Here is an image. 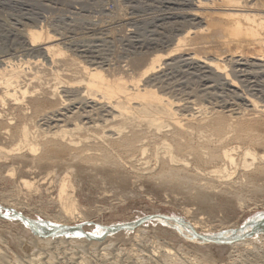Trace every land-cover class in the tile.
Listing matches in <instances>:
<instances>
[{"label": "bare ground", "instance_id": "1", "mask_svg": "<svg viewBox=\"0 0 264 264\" xmlns=\"http://www.w3.org/2000/svg\"><path fill=\"white\" fill-rule=\"evenodd\" d=\"M113 2L115 5V0ZM192 2L188 5L189 10L190 7L191 10H184V13H182L183 17L179 16L182 19L189 18L187 22L190 27H187L189 29L184 33L185 35L182 33L183 36H179L175 43L170 40V45H168L169 43L165 44L168 45L167 47L154 43L149 45L148 48L146 47L145 52L132 53L134 55L130 56L127 68L118 65L114 67L111 64L105 68V65L99 62L89 63L88 65L80 61L79 57L76 58L74 52L72 54L69 53L70 48L66 44V39L63 38L65 33L58 32V29L53 25V18L47 16L39 20L31 18L33 24L23 23L25 36L22 32V34H18V37L23 35L22 37L20 36V40H22L21 45L28 52L25 55L35 54V57L32 56L33 58H31V55H28L30 58L25 60L26 56L24 53L20 55V50H15L16 47L14 49L11 47L17 51L15 53H7L4 49L6 54H0V167L6 168L9 165V170H7L8 168L6 169L9 172L6 173L11 174L5 173L9 177L15 176V165L22 168L23 173H21L20 177L17 176L19 186L27 190L25 192H34V196L42 191L46 194L55 190L52 185L55 179H51L50 183L48 180L47 183L49 184L47 185L49 187H47L46 183V186L40 185L41 182L39 184V180L29 179V173H33V170L36 171V169L38 171L39 169L45 170V172L49 173H46L48 177H44L47 180L49 175L58 171L60 174L55 177L57 196L53 201L58 208L57 215L61 217H58V221L64 219L65 224V222L76 220L79 214L82 216V211L85 210L81 208L75 196V190L77 185L80 187L79 185L88 181L94 185V183L96 184L95 181L98 182L100 180L101 182L97 184H101L100 187L103 186V190L100 189L101 191H109L117 187L119 189L118 192L122 189L121 192L123 191L125 194L131 191V187L136 186L146 187L150 191L158 193L161 191L167 192V189L170 188L175 193L186 195L190 201L197 203L205 211L212 214L221 206V203L217 204L215 201V192L216 188H218L216 187L217 184L215 185L216 181L219 180L220 182V180L223 181L226 178L227 182H230L228 178L234 174L236 175L239 170L242 171V176L246 178L247 183L244 185L242 182L241 184L243 185L240 186V184L237 190H235L234 185L235 192L231 193L230 190L225 192L224 194L228 196L224 200L226 203L229 202L230 204V202L235 201L234 199L239 200L238 198L244 193L247 194L248 192L246 191L250 189H253L252 192L255 193L264 191V187L260 185L264 181V105H261L262 103L256 98V94L251 92V90L253 92L258 91L255 90L259 87L258 82L260 81H258V78L264 76V0H196L194 3ZM3 4L5 5V3ZM15 4L20 7L18 13L21 21L25 20L24 16L26 13L23 14L24 4L19 2ZM182 4L185 3L182 2ZM110 12L112 13L113 11L111 10ZM130 24L133 27L136 21L133 20ZM185 25L187 26V24ZM182 31L184 32V30ZM180 54L182 55L180 62L195 66L196 70L198 69L205 75L204 78L209 77L204 80V86L209 85L205 87L206 89L202 91L192 90L186 95L185 91L177 89L173 85L174 83H169L168 80L164 79L165 75L160 72L173 66L175 63L174 58ZM223 56H226L225 59H223ZM46 64L51 65L50 69L53 70L55 82L53 83L51 80L53 84L50 85L49 83L48 86L31 85L34 79L40 81L41 73L39 70L35 71L33 67ZM230 66L233 71L228 70ZM249 69L260 70L261 73L249 71ZM30 75H33L32 79L27 78ZM26 78L31 81V84H27ZM254 78L256 81L252 80ZM251 80L252 82H249ZM213 82L221 83L225 87L229 96L232 95L231 97L238 103L237 109H234V102L232 104L225 102L226 104L222 108L219 107L220 109L206 106L207 104L205 103L209 99L214 98L209 93V90L211 91L214 86ZM240 83H250L251 85L255 83V85L251 86L252 89L249 91V89H243V85L240 86ZM247 86L245 87L247 88ZM259 91L261 93L262 89ZM184 93L186 95L185 98L188 97L187 99H183ZM211 93L213 95V92ZM208 102L211 104V100ZM214 105L212 104L211 106L214 107ZM231 136L233 137L230 138ZM229 138L241 141H238V143H244L245 148L243 146V149L232 147L233 143L231 145L226 143ZM236 140L234 142H237ZM9 143L11 144L9 145ZM255 147L262 152L259 153L260 151H257ZM239 150L242 151V153L240 152L241 154H239ZM237 154L241 155H238L240 157L239 160L235 157ZM139 163H141V167L138 168L137 164ZM209 169V172H205ZM86 177H88V180ZM14 178L12 179L14 180ZM44 181H42V184ZM14 182L12 184H15ZM224 182L226 183V181ZM51 185L53 190L50 188ZM20 187L18 188L19 191L21 190ZM24 190H22L23 193H25ZM128 190L130 191L128 192ZM255 193L254 195H256ZM51 198L46 200L48 201ZM220 198L222 197L220 196ZM241 200L238 201L239 205H242ZM233 204L237 205L238 203ZM15 205L17 207V204ZM15 205L13 204L12 206L15 208ZM9 206L7 205L8 209ZM13 207L11 208L13 209ZM240 207L242 208V206ZM190 211L192 210L186 209L185 212L189 215ZM18 214L15 212L14 215L17 216ZM196 217L192 218V221ZM14 220L16 219L11 222H15ZM54 220L52 219V221ZM197 220L199 221L190 222L193 224V226H190L193 227L192 231L194 232L202 229L201 227L203 226H201L204 222L203 219L197 218ZM62 221L60 222L62 223ZM181 221L183 220L181 219ZM54 222L55 224L57 223L56 220ZM71 222L70 224H72ZM21 223L23 225L24 223L29 224L31 231L37 230L33 222L21 218ZM64 224H62V227ZM182 224L184 223L181 222L180 225ZM178 225H176V229H178ZM38 226L40 227V225ZM51 226L50 228L49 226L38 227L39 230L43 231L39 233L50 235L58 232L56 231L57 228L52 230ZM204 226L206 227V224ZM77 227H79L77 229L79 231L80 225ZM126 227L124 228L125 230ZM185 227L188 228V226ZM71 230H68L70 234L72 233ZM104 230L107 229H103V232ZM115 231L112 233H117ZM142 232L143 229L142 231L138 230L133 237L138 238ZM240 234L238 233V237L235 236L236 240L242 239ZM63 235L66 236L67 234L64 232ZM227 235L225 234L226 237ZM245 236L248 235L245 234ZM69 237L71 236L69 235ZM220 237L222 236H219L218 239ZM56 238L58 239V237ZM205 239L203 240L204 242ZM58 240L60 241V239ZM107 241L109 242V240ZM241 242V244H235L236 246L232 248L242 249L243 251V249H248V246L252 244L250 240L246 243ZM99 246L102 247L100 244ZM156 248H158L157 245ZM163 251L165 258V261H163L165 264H170L174 252L167 247ZM101 254H99L100 257ZM206 258H208V255L205 256ZM2 260L3 257L0 255V262ZM39 261V258H36L33 260V264H37ZM46 261L48 262H45V264H50L49 260Z\"/></svg>", "mask_w": 264, "mask_h": 264}, {"label": "rangeland", "instance_id": "2", "mask_svg": "<svg viewBox=\"0 0 264 264\" xmlns=\"http://www.w3.org/2000/svg\"><path fill=\"white\" fill-rule=\"evenodd\" d=\"M1 1H0V4L2 5H0V47H1L0 52H1V49L5 46L2 52L0 53L1 55L2 54L4 55V53L6 54V51L7 53L17 52L15 50H18V51L20 50L19 51L20 55H22L23 53L24 55L25 53H28L25 50L26 48H24V46L21 45L22 40H20L21 37L25 34L23 33L25 32V27L23 26V23H27L31 25L33 24L31 21V18L32 19L35 18L39 20V19H42L44 16H47V17L53 18L52 19L54 20L53 25L55 26L56 29H58V32L62 34L65 33L64 34L65 36L63 38L66 39L65 40L66 44L70 48L71 52L69 51V53L72 54L74 52L76 54V58L79 57L78 59H80V61H83L84 63H87L88 65L89 63L99 62V63H102V65H105V68L107 67V65H110V64L114 65V67L118 65L120 67L122 66V67L127 68L128 61H130V58L135 53L145 52L146 47L148 48L149 45L154 44V43L156 44L159 43L161 44V46H164L165 44H168V43H169L168 45H170L171 44L170 40H172L175 43V40L179 36H181L182 33L183 34L186 33V31H188L189 29L187 28L189 26L187 22L189 21V18L182 19L179 16L183 17L182 13H184L183 12L184 10L190 11L191 7L189 10L188 5L192 1H193L192 3H194L196 0H187V1L186 0H115L116 2L115 5H114L113 0H66V1L65 0H23V1L22 0H1ZM16 2L24 4L23 14L25 13L30 14V16H28L29 14L28 15L25 14L24 19L26 21L22 20L24 22H22L21 18L19 17L18 12L20 11V7L17 6V4H15ZM182 2L185 4H182ZM3 3H5V5ZM118 8H119V11H118ZM111 10L113 11L112 13L110 12ZM117 14H120V15H117ZM110 15L111 17H109ZM113 15L115 16L113 17ZM26 16H28L29 18ZM121 18H123L122 19L123 21L124 20L126 21L123 22ZM119 20H120V23H119ZM133 20L136 21V24L135 26L132 27L130 26L132 25L130 23ZM137 21L139 22L138 23L139 25L137 24ZM143 24H145L146 26ZM185 24H187V26ZM176 29L178 30V32ZM182 30H184V32ZM21 32L23 33V35L22 36L19 35V37L21 36L19 38L18 34L19 33L22 34ZM168 45H165V47H167ZM11 47L13 49L15 47L16 48L15 50H13ZM18 48H22V49H18ZM4 49L6 51H4ZM28 55H31V54H26L25 55L26 57L24 58L25 60H27L30 57L33 58L32 56L35 57V54L31 55L30 57ZM181 56L182 55L180 54L176 56L177 58L176 57L174 58L175 63L174 65L172 64L173 66L168 67L169 69L165 68L164 70L160 72L163 75H165L164 79H166V81L168 80L169 83H172V84L174 83L173 85H175L177 89H180L183 92L185 91L186 95L190 93L192 90L202 91L206 89L205 87L209 85L204 86V80L208 79L209 77L204 78L205 75H203L202 72L199 71L198 69L196 70L194 68L195 66H189L186 63L185 65L184 63L180 62V60H182L180 59ZM223 57L222 58L225 59L226 56H223ZM177 59L179 63L178 61H176ZM36 66L33 68L35 69V71L39 70L41 72L40 73L41 82L39 80L34 79V81H32V84H31V81L30 80L28 81V79H32L33 75L32 76L30 75L31 78L28 76H27L28 79L26 78L27 79L26 81H28L27 84H31L35 86L36 85L38 86L47 85L48 86L49 83L51 85L55 82L54 76H53V70L50 69L51 65L46 64L44 66L43 65H40L39 67L38 65ZM232 69L233 68L231 66L230 68L228 67V70L231 71ZM249 71H257L258 73H261L260 70L249 69ZM263 77L261 76L260 78H258L259 80L257 79L258 81L260 82L262 81L261 83H263L261 84L260 82L257 81L259 83V87H258L259 89L258 88L257 89L254 88V89L258 91L253 92V90H251L252 89L251 86L255 85V83H253L252 85L250 83H246V84L240 83L241 84L240 86L243 85L242 86L243 89H246V90L249 89V91L251 90L252 94H256L255 96L257 99H259V101H261L262 103L261 105H264L263 103L264 102V78ZM254 79L252 80L256 81V79L255 80ZM51 80L53 81V83ZM252 80L249 82H252ZM213 83H214V86L211 89V91L209 90V93L211 94V97L212 98L214 97V98L209 99L208 101L211 100V104H209L210 102L207 101L205 103L207 104L206 106L220 109L219 107L222 108V106H224L226 103L232 104L234 102L233 103L234 109L235 108L237 109L238 103H236L234 98L231 97L232 95L229 96V93L225 89V87H223L221 83H217V82L216 83L213 82ZM213 83L211 84L213 85ZM245 86H247V88ZM261 89L262 91L260 93L259 90ZM211 92H213L214 96L212 95ZM185 93H184L183 99L188 98V97L185 98L186 97ZM222 103L223 105H221ZM212 104H215L216 107L215 105L214 107L211 106ZM207 115L211 116L210 114H207ZM207 115L205 116L207 117ZM232 137L233 136H231L230 138ZM230 138L227 139L226 143L230 145L233 143V145H231L232 147H238V148L240 147L242 149L243 147L245 148L244 143H238L239 140L237 141L236 139L233 140ZM235 140L237 142H234ZM11 142L13 143L14 141H11ZM10 144L11 143H9V145ZM255 149L257 151H260L259 153L262 152L256 147ZM240 152L242 153V151L239 150V154H241ZM239 154H237V156L235 155L236 159L238 160L240 159L239 156H241ZM141 163L137 164L138 168L141 167L140 165ZM11 167L10 169H12ZM1 168L2 167H0V170ZM3 168L0 171V255H2L3 257V260L0 262V264H30L31 262H32L31 264H33V260L36 258H39L40 260L39 263L37 264H45V262H48L46 260H49L50 264H77V263H80V264H105V263L106 264H165L163 250L166 247L171 249L172 252H174L175 254V255L173 254L170 260L171 261L170 264H191V263L192 264H264V227H263L264 226V191L262 193H255V192H252L253 189H250L251 191L247 190L246 192H248L249 194L244 193V195L241 196L243 199L241 197L238 198L239 200L242 199L241 200L242 205H239V202H238L239 200H236V199L234 200L238 203L237 205L233 204V203H236L235 201L230 202V204L229 202L226 203V201H224L226 198H228L227 194H224L225 192H228L229 190L231 193L233 191L235 192V190H237L240 186H242L243 184L245 185L247 183L246 178L242 176L241 170H239V172L241 171V173L237 171L236 175L234 174L232 177L228 178V181L230 180V182H227L226 178H224L223 181L220 180V182L219 180L216 181L215 185L217 184L216 187L218 188H216V192L214 191L216 193V194L214 193L216 195L215 201L217 204L221 203L222 207L220 206V208L213 214L208 211H205L203 207H201L197 203L190 201V199L186 197V195L175 193L173 189H170V188L167 189V192L161 191L158 193V192L150 191V189L146 187L136 186L138 188L131 187L132 192L128 190V192L129 191L130 192L125 194L123 191L121 192L122 189H120V191L118 192L119 189L116 187V185H115L116 188L112 189L113 191L112 190L101 191L100 189L103 190V186L100 187L101 184H97L101 182L100 180H98V182L95 181L96 182V184L94 183L95 187L93 183L90 181L88 182L90 184L92 183L91 185L88 182L87 183L84 182V184L79 185L80 187H78V185L76 186L75 196L81 208L82 209L84 208L83 210L85 211H82V214H81L82 216H80V214L77 215L76 220L78 221L76 220H73V222L70 221L72 224L68 222L69 223L68 225V223L66 222L64 224V221H65L64 219H60V221L63 220L62 223L58 221L59 220L58 217L59 218L61 217L57 215L58 208L55 202L53 203V201L56 199V196H57V191H56L57 183H55L56 181L55 177L59 176L60 173L58 171L53 172L51 175H49L50 179L47 178V180L45 178L46 176L48 177V175H46L47 172H45V170L39 169L38 171V169H36V171L33 170V173L32 172L29 173V179H34L36 181L39 180V184L41 182L40 185H45V183L47 185L50 183L51 179H55L54 184L52 183L55 190H53V187L51 185L50 188H52L53 191H49L50 193L44 194L45 192L42 191L40 194L37 193L36 196H34L35 195L34 192L32 193L25 192L27 190H24L19 186L17 176L20 177L21 173H23L22 168H19L18 166L16 167L15 165V168H16V171L14 174L15 176H11V177H9L11 173H6V172H9V171H6L7 168H8L7 170H9V165L8 167L4 169ZM127 170H130V169H127ZM209 171L210 169L206 170L205 172H209ZM5 173L9 175H6ZM12 178H14V180ZM86 178L88 180V177ZM43 180H45L46 182L44 181V183L42 184ZM47 181L49 183H47ZM221 181L222 182L226 181V183L224 182L225 183L224 184ZM13 182L15 184H12ZM242 182L243 184H241ZM16 183L18 184L17 186H16ZM228 183H231V184H228ZM222 184L225 185L226 187L223 186ZM218 185H221V186H218ZM234 185L236 189L234 188ZM260 185L264 187V181L261 182ZM19 187L21 189L20 190L21 192L18 189ZM47 187H49V185H47ZM229 187L230 188L233 187V188L230 189ZM22 190H24L25 193H23ZM110 191L112 192L110 193ZM219 193L220 194L223 193V194L220 195ZM254 193L256 195H254ZM51 196L52 198L53 196H55L53 200ZM220 196L222 198H220ZM48 198H51L49 199L51 201L49 200L47 201L46 199ZM10 203H12V205L17 204V207L15 205L16 209L12 205L9 206ZM7 205L9 206V209L7 208ZM240 206H242V208ZM11 207H13V209ZM10 208L13 210V212L12 210L10 212ZM186 209L192 210L190 211L189 215L188 213L185 212ZM15 212L19 213L20 215L18 214L17 216H15L14 215ZM8 217L10 218V220ZM78 217H83V218H78ZM195 217H196L195 219L196 221H199L197 220V218H200V219L202 218L203 221L205 222L201 224V226L203 225L201 227L203 231L202 229L195 231V232L192 231L193 224L191 223L195 221V220L192 221V218H195ZM21 218L23 220H28L29 222H33L36 225L37 232L35 230L31 231L32 229H30L31 227L29 226V224L24 223L23 225V223H21ZM13 219H16L17 221L14 220L15 222H11L13 221ZM52 219L53 220L55 219L58 224L57 223L55 224L54 222L55 220L52 221ZM181 219L183 221H181ZM189 219L191 220L189 221ZM172 221L174 224L172 223ZM164 222L166 225L163 224ZM177 222L179 225L177 224ZM181 222L184 224L180 225ZM41 224L44 227L49 226V228L52 225L51 229L56 230L57 228L56 231H58L59 233L55 232L50 235H42L39 233V232H43L39 230L40 227H43ZM62 224H64L63 227H62ZM204 224H206V227L204 226ZM210 224L212 225V227ZM38 225H40V227ZM79 225H80V229L78 231L77 229L79 227L77 226ZM132 225H134L136 228ZM176 225H178V229L175 228L177 227ZM183 226H184V229H183ZM185 226H188V228ZM223 226L225 227L223 228ZM255 226L257 227L255 228ZM58 227L60 228L58 229ZM125 227H126V230L124 229ZM113 228L115 230L117 228L118 229L115 231ZM62 229L65 231H63ZM103 229H107V230H104L103 232ZM142 229H143V232L145 233L142 232L138 238L133 237V235L136 234L138 230L142 231ZM68 230L69 231L71 230L72 233L70 234ZM114 231L117 233L113 234ZM134 231L136 232L134 233ZM185 231H188V232H185ZM189 231L192 235L189 233ZM64 232L65 234H67L66 236L63 235ZM98 232L99 233L101 232L102 234L101 233L99 234ZM249 232H254V233H249ZM125 233L126 235L127 234L129 235L126 236ZM146 233L148 234L146 235ZM195 233L199 235H196ZM238 233H241L240 234L242 238L241 240L239 239L236 240V237H238ZM225 234L226 235L228 234L227 237L225 236ZM245 234L248 235L249 237L245 236ZM69 235L71 237H69ZM77 235L78 237L79 236L80 237L76 238ZM230 235L233 239H229L231 238L229 237ZM219 236H222V237L218 239ZM56 237H58V239H60L61 242ZM140 237H142L143 239ZM224 238H226L225 239L226 241L227 240L228 241L231 240V241L226 242ZM196 239L198 240V242ZM204 239H205V242L203 241ZM217 239L218 240L221 239V240L218 241ZM107 240H109V242ZM216 240L217 242L215 243ZM249 240H250V243L252 241V244L248 246L249 247L248 249H245V250L243 249L242 251V249L232 248L233 246L235 247L236 245L241 244L242 243L241 241H243V243H246V242H249ZM222 241H225L227 244ZM98 243L102 245V247L99 246ZM104 244L106 247L104 246ZM155 244L157 245L158 248H156ZM103 246L105 247V249ZM179 249H182V250H179ZM154 252H157V253H154ZM99 254H101V257ZM205 254L208 255V258L210 259L206 258L208 259L206 260Z\"/></svg>", "mask_w": 264, "mask_h": 264}]
</instances>
